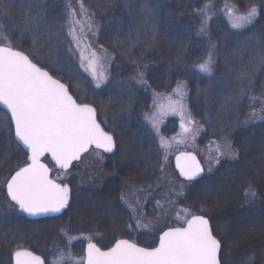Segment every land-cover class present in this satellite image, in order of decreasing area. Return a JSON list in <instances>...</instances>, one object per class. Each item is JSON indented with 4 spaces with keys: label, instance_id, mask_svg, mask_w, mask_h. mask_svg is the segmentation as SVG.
Segmentation results:
<instances>
[{
    "label": "trees",
    "instance_id": "16d2710c",
    "mask_svg": "<svg viewBox=\"0 0 264 264\" xmlns=\"http://www.w3.org/2000/svg\"><path fill=\"white\" fill-rule=\"evenodd\" d=\"M80 1L95 23L99 49L111 58V76L134 87L130 81L142 74L144 90L159 94L170 93L177 81H183L189 110L200 131L199 142L207 149L224 138L236 158H220L209 175L193 182L179 180L170 162L172 177L168 182L155 161L149 175L127 174L114 167L113 156L95 170L93 176H97L92 183L79 189L59 218L29 221L21 215V228L16 226L24 232V227L28 228L30 240L24 234L20 237L10 233L0 215V264H10V253L18 237L19 243L42 254L50 239L57 237L56 222L66 223V229L74 230V234H99L101 240L96 242L102 248L108 247V239L119 235L131 239L122 234L129 235L125 228L131 225L132 218H128L129 207L122 206L120 197L124 192L135 193L138 186L155 193L154 198L147 196L144 210L152 209L146 218L152 220L156 229L151 234L136 235L140 245L153 246L163 229L174 226L162 216L181 206L208 218L213 234L222 244L221 264H243L247 259L252 264H264V0ZM37 2L45 10L46 27H14L12 21L22 19L20 12L25 4L31 14H36ZM224 2L239 12L255 5L258 14L252 24L233 29L221 15ZM66 5V0H0V11L15 13L11 19L0 14V40L8 38L14 48L25 52L41 45L49 53L59 54V45L48 40L53 33L56 36ZM203 12H207V18ZM204 20L206 29L201 32ZM209 56L210 75L196 69ZM66 84L70 89V84ZM144 90L140 93L145 94ZM5 147L12 148L6 158L0 159V177H8L25 162V154L12 140L11 131L0 133V150ZM45 161L48 163L47 158ZM124 181L136 186L125 188ZM181 183L185 185L182 190L178 187ZM133 195L140 201L145 197ZM153 200L163 207L156 206ZM1 201H7L3 187ZM142 208L138 206L140 212Z\"/></svg>",
    "mask_w": 264,
    "mask_h": 264
},
{
    "label": "rangeland",
    "instance_id": "374dc122",
    "mask_svg": "<svg viewBox=\"0 0 264 264\" xmlns=\"http://www.w3.org/2000/svg\"><path fill=\"white\" fill-rule=\"evenodd\" d=\"M37 4L36 14H31L25 4L22 12H20L22 19L19 21L13 20V26H33V23L31 22L32 18L40 14L42 15V19L37 20L35 26L45 28L47 23L45 18L46 13L44 14L45 10L43 6H41V3L37 2ZM66 4L64 19L58 25V28H56V36L55 33H53V37L57 38V40H53V37L48 40L53 42L56 46L57 44L59 45V54L57 51H55V54L49 53V51L45 50L41 45H36V48L28 49L26 52H23L26 55H29V57L33 59V62H36L46 70L54 73L56 77H60L65 83H69L70 92L74 95L78 103H87L95 107L99 123L104 130L108 131L113 136L116 148L110 156L103 154L97 149H90L81 156L80 160L72 164L68 171H58L51 168V177L53 179L59 177V182L67 183L69 185L71 197L70 202L72 201L73 196L76 197L78 195L77 193L79 189L82 190L85 186L92 183V178L97 176H93L95 175V170L99 167L102 168L104 163L109 161L113 156L115 158H113L114 160H111L113 161V165L116 160L114 167H118L119 170H122L127 174L138 172L142 175L145 173L149 175L152 170V162L155 161V165H157L160 173L163 172L162 174L165 175L168 182L172 177V171L169 167L170 162L173 155L179 151L195 152L204 168V175H209L218 163L216 162V154L219 150L225 152L223 158L231 160L236 158V155L235 157H232L228 154V146L230 143L226 142L224 138L221 139V141L210 144L207 149H204V145L199 142L201 137L200 131L189 110L186 101V85L183 81H177L170 93L159 94L157 92H146L144 90V82H138L139 76L130 81L134 87H128L124 81L120 83L121 81L119 79L112 77L108 68L111 58L104 51L100 50L97 45V29L88 10L80 0H66ZM226 6L232 8V16L242 15L245 14V12H239L230 3H223L221 15L231 27L230 17L226 11ZM82 8L83 16L81 15ZM73 12L75 13L76 19L81 20L83 25L82 28L81 25L76 26V32L80 38L79 47L76 46L72 40V36L69 35L70 13ZM0 14H2L1 16L5 15L8 19L15 16V13L11 14L6 10L0 11ZM89 21L91 22V27H89ZM0 38H2L1 28ZM37 38L39 37H36V39ZM5 40L6 41L0 40V44L14 48L12 44L9 43L11 41L8 38ZM62 46H65V50H62ZM39 47H42V50ZM92 61H94L97 73L99 74L102 72L106 77V80L99 87H97L96 80L93 79L91 71L86 70L89 62ZM197 66L196 69H198ZM181 82L183 85L181 88V91L184 93L183 96L177 91L178 85H180ZM143 90L145 91V94L144 92L142 94L140 93V91ZM137 102L138 105H136ZM177 102L184 105L183 123L184 128L188 129L187 131L180 127L182 122L181 116L173 111V106ZM147 117H151L152 120L156 121V128H153L151 121ZM189 118L192 120L191 124L188 123ZM10 131L11 128L8 117L0 109V133H9ZM202 140H204V138ZM180 141H183V143ZM11 148L12 147H5L3 150H0L1 160L8 156ZM163 175H161V177ZM123 177L129 178V176L124 175ZM7 178V176L0 177V187H3V189ZM123 185L125 188L136 186L133 183H129V181H127V183L124 181ZM184 186L181 183L178 187L182 190ZM137 189L138 191L136 192L134 190L135 193L132 191L124 192L122 195L124 199H121L120 197L122 206L129 207V212L127 214L128 218H130L129 215L132 218L131 225H127V228H125V231H127L129 235L124 232L122 234L126 237H131V239L120 237L119 235L113 240H107L105 244L108 247H110L117 239L122 238L137 243L135 236L140 232H150V234L155 232L156 228L152 225V220L146 218L152 209L144 210V208H146L144 206L148 204V200H146L147 196L151 194L154 198L155 193L144 190L140 186H138ZM133 194H139L145 197L140 201L138 198L134 197ZM154 202L156 203V206L163 207V204L157 205V201L153 200V203ZM105 203L107 205L109 204L108 201H105ZM0 205V210L5 211L2 212V214L0 213V215L2 219L5 220L4 225L5 227H8L10 233H13L14 236L15 234H24V236H27L30 240L31 234L29 233V229L24 227L26 234L23 229L20 230L21 213L16 208L10 209L6 202L1 201ZM140 205L143 207L141 212L138 210V206ZM183 210H187L191 212V214L203 215L201 213H194L190 208L175 206L170 209L171 213H168L169 215H163L162 217L170 220V223L174 222V226L171 227H179L183 224L186 216V212ZM136 213L138 215H136ZM158 217L159 216H156V218ZM143 221H145L147 227L144 225ZM16 225H19L20 228L18 229ZM55 225L56 240L51 238L50 245L45 246V249L47 250L43 251L42 254L37 253L42 257L44 264H76L77 260L83 259L84 245L89 242L88 239H86L87 237H91V242L95 243L101 249L108 248H102L96 242L97 239L101 240L99 234H74V230L68 231L69 229H66V223L64 222H56ZM32 230L35 231L33 228L31 231ZM20 237L16 239L17 242L13 246L12 251L18 248H28L25 244L18 242ZM156 241L157 239L155 238V244ZM137 244L141 247H147L140 245L139 243ZM155 244L150 247H154ZM69 253H71V256H69ZM251 262V259H247L243 260L241 263L252 264Z\"/></svg>",
    "mask_w": 264,
    "mask_h": 264
},
{
    "label": "snow or ice",
    "instance_id": "6c2138e0",
    "mask_svg": "<svg viewBox=\"0 0 264 264\" xmlns=\"http://www.w3.org/2000/svg\"><path fill=\"white\" fill-rule=\"evenodd\" d=\"M226 11L233 29L252 24L258 14L255 5L242 15L232 16V8L228 6ZM203 15L207 18V12H203ZM40 19V14L32 18L34 27ZM77 25L82 28V21L76 19L74 12L70 13L69 35L79 47ZM205 29L206 20L201 21L200 31L204 32ZM261 62L264 63V58ZM197 67L210 75L211 56ZM86 70L91 71L97 87L106 80L102 72L98 74L95 70L94 61L89 62ZM138 82H144L142 74ZM182 86L181 82L177 88L181 96L184 95ZM0 104L10 112L15 137L27 148L24 165L6 180L8 207L18 208L29 216L59 213L69 203L70 187L67 183L59 182V177L53 179L50 176L52 169L42 162V157L49 154L56 167L68 171L73 162L80 160L82 153L92 145L112 152L113 136L97 122L96 110L91 105L78 103L70 94L69 86L54 79L29 55L9 46H0ZM173 111L181 116L180 127L187 131L183 123L184 105L177 102ZM147 118L156 128V121ZM188 123H192L191 118ZM228 154L232 157L236 155L230 144ZM223 156V152H218L216 162ZM175 159L180 176L187 181L194 180L203 171L191 153L182 152ZM183 211L186 212L183 224L163 231L159 235V243L154 247H140L130 240L117 239L112 247L104 251L91 242V237H87L86 260H77L76 264H221L219 252L222 244L213 234L209 220L203 215ZM14 260L15 264H43L41 258L30 251H16Z\"/></svg>",
    "mask_w": 264,
    "mask_h": 264
},
{
    "label": "water",
    "instance_id": "95a60500",
    "mask_svg": "<svg viewBox=\"0 0 264 264\" xmlns=\"http://www.w3.org/2000/svg\"><path fill=\"white\" fill-rule=\"evenodd\" d=\"M0 46H7V45H3V44H0ZM14 50H18V49H15V48H13ZM20 51V50H19ZM44 70H46V69H44ZM46 71H48V70H46ZM49 74L50 75H52L50 72H49ZM53 76V75H52ZM53 78L54 79H57L56 77H54L53 76ZM59 80V79H58ZM62 82V81H61ZM63 83V82H62ZM65 84V83H64ZM66 85V84H65ZM67 86V85H66ZM74 98V97H73ZM90 105V104H89ZM92 106V105H91ZM93 107V106H92ZM94 108V107H93ZM0 109L1 110H3L5 113H6V115H7V117H8V120H9V123H10V112L7 110V108H6V106H4V105H2V104H0ZM97 118V117H96ZM97 122H98V120H97ZM99 123V122H98ZM100 124V123H99ZM101 125V124H100ZM10 126H11V132H12V138H13V140H14V142L20 147V149L26 154L27 153V148H26V146H24L23 144H22V142H20L16 137H15V131H14V125H11L10 124ZM102 127V126H101ZM107 132V131H106ZM110 134V133H109ZM111 135V134H110ZM113 142H114V139H113ZM90 148H93V149H97L94 145H92V146H90L89 147V149ZM88 149V150H89ZM98 150H100L101 152H103L104 154H106V155H110V154H112L113 152H114V150H115V143H114V147H113V151L112 152H105L103 149H98ZM191 153L193 156H195L196 157V160L200 163V165H201V167H202V169H203V171L200 173V175L198 176V177H196L194 180H196V179H198V178H201L202 176H203V174H204V168H203V166H202V164H201V162H200V159L198 158V156L194 153V152H192V151H181V152H177L176 154H174V156H173V158H172V165H173V168L176 170V173H177V175H178V177H179V179H181V180H183V181H186V182H190V181H187V180H185L182 176H180V173H179V169H177V167H176V156L177 155H179L180 153ZM86 153V152H85ZM84 153H82V155H83ZM81 155V156H82ZM45 157H48V159H49V161H50V163L54 166V168L55 169H57V170H59V171H64V170H62V169H59L58 167H56V165H55V162L54 161H52V159H51V157H50V155L49 154H45ZM44 157H42V159H43ZM42 162H43V160H42ZM74 162H77V161H74ZM73 162V163H74ZM44 163V162H43ZM46 164V163H45ZM47 165V164H46ZM48 166V165H47ZM19 169V168H18ZM17 169V170H18ZM16 170V171H17ZM15 173V171L11 174V175H13ZM11 178V176L8 178V179H10ZM194 180H192V181H194ZM4 189H5V194H6V196H7V189H6V183H5V185H4ZM8 199V198H7ZM70 200V199H69ZM67 208V206L65 207V208H63V209H61V211L59 212V213H47V214H43V215H40V216H29L27 213H23V212H21L18 208H17V210L19 211V212H21L23 215H24V217L25 218H27V219H29V220H38V219H43V218H50V217H56V216H59V215H61L63 212H64V210ZM194 215H197V214H194ZM205 217V216H204ZM188 218H190V217H188ZM206 218V217H205ZM207 219V218H206ZM168 229V228H167ZM167 229H165V230H163V231H166ZM162 231V232H163ZM162 232L160 233V234H162ZM159 234V235H160ZM159 235H158V237H157V242H156V245L159 243ZM87 244L88 243H86L85 245H84V249H83V259L84 260H86V247H87ZM115 244V242L110 246V247H112L113 245ZM155 245V246H156ZM110 247H108V248H106V249H101V250H104V251H106V250H108ZM141 247V246H140ZM16 251H30V252H32L31 250H29V249H27V248H18V249H16V250H14L11 254H10V262H11V264H15V260H14V253L16 252ZM34 255H36V256H39V255H37V254H35L34 252H32ZM220 253V252H219ZM40 257V256H39ZM41 258V257H40ZM41 260H42V258H41ZM43 261V260H42ZM44 264V263H43Z\"/></svg>",
    "mask_w": 264,
    "mask_h": 264
}]
</instances>
